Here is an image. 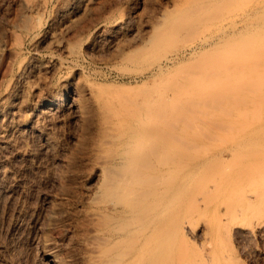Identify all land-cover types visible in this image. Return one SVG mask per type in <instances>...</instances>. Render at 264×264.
Masks as SVG:
<instances>
[{"label": "bare ground", "instance_id": "6f19581e", "mask_svg": "<svg viewBox=\"0 0 264 264\" xmlns=\"http://www.w3.org/2000/svg\"><path fill=\"white\" fill-rule=\"evenodd\" d=\"M101 7L58 0L50 22L46 0L19 1L16 76L0 99V227L13 217L29 235L28 264H264V0L144 3L141 32L129 11ZM47 44L61 54L40 62ZM98 46L122 75L155 71L134 83L85 71L81 55ZM69 120L87 172L79 228L58 247L39 224L58 209L28 216L19 174L41 170ZM60 161L46 178L64 194L78 168ZM2 245L1 260L21 264Z\"/></svg>", "mask_w": 264, "mask_h": 264}, {"label": "rangeland", "instance_id": "374dc122", "mask_svg": "<svg viewBox=\"0 0 264 264\" xmlns=\"http://www.w3.org/2000/svg\"><path fill=\"white\" fill-rule=\"evenodd\" d=\"M20 0H0V31L3 34L2 43L3 47L0 48V99L4 96L9 80L15 78L16 72L11 73V61L15 53V50L19 49L18 37H21V31L19 28L12 25V20L15 18ZM144 3H154L160 0H143ZM92 5L98 4L102 6L101 8L108 9H119L127 10L130 12V24L136 23L137 28L142 31L144 29L143 22V11L144 3H141L140 0H90ZM58 5V0H46V9L44 12V17L48 20H55V9ZM87 13V12H85ZM79 12L77 18L81 21H87V14ZM108 26V24H107ZM58 23L53 25V28L57 29ZM3 30V31H2ZM26 40V38H25ZM180 52L179 55H174V60L168 62L164 61V67L170 66L179 58L189 54V50L185 48ZM22 51L24 55L27 56L31 54L32 47L30 43L23 46ZM43 51H49L54 56H60L61 51L56 49L51 44H47L41 52L37 54V58L40 62L46 61L50 56L47 57L43 55ZM110 50L105 46H98L95 51L96 57L92 54L85 52L81 55L82 66L85 71L94 70L100 71L101 73L110 76L113 80H120L121 77L126 82L130 81L134 83L135 81H141L143 79H148V76H151L155 71V68H149L144 70L141 73L134 72H123L113 67L106 62L105 58L109 55ZM183 55V56H182ZM68 68L62 66L61 71H67ZM42 75H52V70L50 72L42 71ZM8 83V84H7ZM56 133L57 141L54 144L50 153L42 159V166L40 171L33 174L31 172H23L19 174V177L24 181L22 184L26 190L25 196V205L27 206L28 216H37L39 212H49L52 208L58 209L57 215L48 223L44 218L39 220V224L45 231L50 243L58 247H62L64 244V237L67 229L77 231L79 228L78 207L77 201L80 197V191L82 190L84 184V175L87 172V165L85 162V157L83 153L77 149L76 139L79 133L78 126L73 120L63 122L57 129ZM61 159L71 160L77 169V173L74 177V186L67 193H61L57 189L59 186L57 184L51 183L46 175L50 168L47 165L48 162L55 161L58 165H62ZM36 170V169H34ZM61 182L67 183L68 178L65 177ZM26 186V188H25ZM23 193V191H22ZM40 215V213H39ZM14 218L11 217L9 220L5 221V224L0 227V264H8L1 260L5 252L2 244L10 246V252L14 255H17L18 261L21 264H28V254L30 252L29 247V235L18 237L17 234L12 230L14 224ZM38 245L41 247L42 237L38 238ZM37 247L40 249V247ZM35 252V257L40 251ZM38 256L35 260L38 261Z\"/></svg>", "mask_w": 264, "mask_h": 264}]
</instances>
